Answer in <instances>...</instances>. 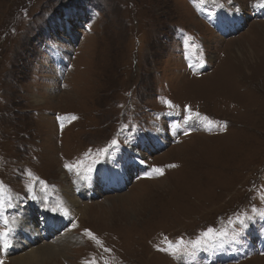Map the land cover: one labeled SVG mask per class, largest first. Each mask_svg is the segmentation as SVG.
<instances>
[{
  "label": "rangeland",
  "instance_id": "obj_1",
  "mask_svg": "<svg viewBox=\"0 0 264 264\" xmlns=\"http://www.w3.org/2000/svg\"><path fill=\"white\" fill-rule=\"evenodd\" d=\"M23 210L47 264H264V0H0V264Z\"/></svg>",
  "mask_w": 264,
  "mask_h": 264
},
{
  "label": "bare ground",
  "instance_id": "obj_2",
  "mask_svg": "<svg viewBox=\"0 0 264 264\" xmlns=\"http://www.w3.org/2000/svg\"><path fill=\"white\" fill-rule=\"evenodd\" d=\"M67 189H65V192H64L66 201H67L68 205L73 210L75 209L77 211L78 207L80 206L78 203L79 200L76 199L77 195L74 196V192L71 189H69V190H67ZM105 203H107V205H108L107 201H105ZM26 213L27 214L24 215V210H23L22 215H21L23 217L21 219L17 220L16 223L15 222L12 223V228L14 229V226H15L18 230L17 229L13 230V234L15 233V237L13 240H11V245L14 248H11V249L15 252L23 253V254H20L19 256L14 258L15 263H17V264H44V263H46L47 264L48 263V262H46L47 260H49L50 258L53 259V257L54 256L56 257L57 255H59V257H60L61 254H63L65 251H67V249H66V248H68V247H66L67 245L75 243L72 239V235L70 233L64 232V234L62 236H59V238H56L55 242L44 243V244L42 243L41 246H38V247L35 246V247L29 249L28 251H26V249L31 247L30 243L32 241H33V243H37V242H35V240L37 239V233H38L36 228H35V225H34V220L31 219L30 216H28L29 213H31V212L27 211ZM77 213H79V215L83 214V217H84L85 216L84 214L86 212L80 211ZM75 216L76 215L74 214V217ZM63 224H64V221H62L61 218L54 216V214H51L46 218V222H45V226H44L45 228H43V230H47V235H50V230L58 231V230L62 229ZM71 229H74L73 222L71 223ZM16 231H18L17 234H16ZM34 232H37V233H34ZM13 234H11V235H13ZM39 240L42 242L41 236H40ZM14 241L16 242V245H14ZM33 243H32V245H34ZM63 257H64V255H63Z\"/></svg>",
  "mask_w": 264,
  "mask_h": 264
}]
</instances>
